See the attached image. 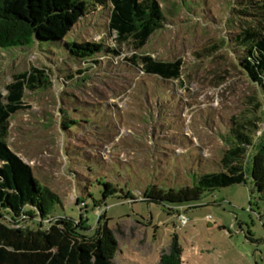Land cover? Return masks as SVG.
Here are the masks:
<instances>
[{
  "label": "rangeland",
  "instance_id": "1",
  "mask_svg": "<svg viewBox=\"0 0 264 264\" xmlns=\"http://www.w3.org/2000/svg\"><path fill=\"white\" fill-rule=\"evenodd\" d=\"M158 1L165 10L179 2ZM205 4L198 14L181 8L167 15L166 29L141 52L124 46L120 58L103 59L84 81L65 86L57 79L84 67L65 50L46 60L36 45L0 49L3 94L14 75L31 68L52 71L47 75L52 86L26 93L28 110L12 118L9 148L58 195L54 217L81 219L91 231L105 217L118 243V264H159L173 241L184 264H264V204L252 193L249 174L244 184L205 192L186 207L167 211L140 202L150 186H192L200 162L214 169L233 141L231 121L258 128L247 167L264 138V91L240 69V54L231 47L241 8L236 0ZM109 13L82 18L62 42L112 44ZM136 53L156 61L181 59V77L164 83L146 76L140 65L124 62ZM65 119L75 124L64 130ZM105 181L120 192L95 209ZM181 215L187 223H181Z\"/></svg>",
  "mask_w": 264,
  "mask_h": 264
},
{
  "label": "trees",
  "instance_id": "2",
  "mask_svg": "<svg viewBox=\"0 0 264 264\" xmlns=\"http://www.w3.org/2000/svg\"><path fill=\"white\" fill-rule=\"evenodd\" d=\"M236 5L241 8L235 13L240 23L231 47L240 54V69L264 91V1L236 0ZM171 7L165 10L158 0H0V49L36 45L43 48L40 53L46 60L54 51L65 50L73 61L84 65L57 79L65 86L67 81H84L103 59L120 58L124 46L141 52L154 34L166 29L167 15L181 8L198 14L206 4L205 0H179ZM100 11L110 12L107 28L113 36L112 44L104 39L62 42L82 18ZM124 62L133 67L140 65L146 76L164 83L179 80L183 65L181 59L156 61L137 53ZM51 73L46 67L31 68L14 75L5 93L0 92V264H118L114 260L118 243L105 217H100L93 231L81 219L54 217L52 212L61 205L58 195L42 186L31 167L9 148L12 118L28 110L24 105L26 93L52 86L48 78ZM73 124L65 119L62 127L65 130ZM231 125L233 141L214 163V169L200 162L199 173L192 176V186L179 190L150 186L140 202L156 204L167 211L186 207L198 203L205 192L244 184L249 174L252 193L264 204V138L247 167L248 149L253 147L258 128L251 122L231 121ZM102 186L95 209L106 206L105 201L120 192L108 181ZM128 199L132 200L131 194ZM180 257L181 250L173 241L168 251L161 253L159 264H184Z\"/></svg>",
  "mask_w": 264,
  "mask_h": 264
},
{
  "label": "built area",
  "instance_id": "3",
  "mask_svg": "<svg viewBox=\"0 0 264 264\" xmlns=\"http://www.w3.org/2000/svg\"><path fill=\"white\" fill-rule=\"evenodd\" d=\"M184 217H185L184 215L179 216L178 219L181 221V223H187Z\"/></svg>",
  "mask_w": 264,
  "mask_h": 264
}]
</instances>
